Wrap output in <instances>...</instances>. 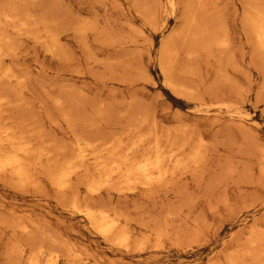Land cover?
<instances>
[{"label":"rangeland","instance_id":"374dc122","mask_svg":"<svg viewBox=\"0 0 264 264\" xmlns=\"http://www.w3.org/2000/svg\"><path fill=\"white\" fill-rule=\"evenodd\" d=\"M53 1H55L58 4L54 3ZM43 2H44L43 5H45V2H46V5L38 7L37 9H39L40 11L49 12L50 11L49 8L51 10H54L56 8L54 10V12L50 11V14L52 13L53 14L52 16H54V18H55V19L54 18L53 19H54L55 23L57 24L56 25V27L58 29L57 32L59 34V37H61L60 42H59V49L58 48L56 49L57 51L55 52V54H54V52L50 53L47 50H45V48L39 47L36 44L35 45L32 44V43H34V42H31L32 40H28V41L26 40V41H24V46L20 45L21 49H20V47H18V51H17L18 56H19V52L21 54L23 53V55L20 58H18L19 62L24 67L23 70L27 73H30V76L34 77V79L35 78L37 79V81H36V79L34 80L32 78V85H34V86H32V88L36 86L32 90L34 92V90L36 89L35 92L33 93L34 95H32V96L34 98V96L38 92V96H37V98L36 97L35 98H36L37 102H39V103L43 102V103H41V105L39 103L36 104L37 107H39V105L41 106V108H39L38 110H43V112H45V114L48 112V114H50L49 119L51 118L53 121H54V118L58 121L60 120L59 114L54 112V110H52V108H51L52 106L50 107V105L48 104L50 102H48L47 100L46 101L44 100V99H46V95L43 94L45 88H46V90L48 89L47 91H45V93L46 94L48 93L47 95L52 93L51 94L52 97H55V96L57 97V95L63 94L62 91L67 89V91H64V92L70 91L72 97H74V98L76 97L75 103L77 102V105H78V102H80L79 101L80 97L78 98V95H76V94L81 93V94H79V96H84V94L86 93L87 96H86V94H85V96L88 97V99L86 97H84L85 99H87L86 100L87 102L85 101V103L88 107L90 104L88 114L90 115V110L92 108L96 107L98 104V106L100 105L102 107V109L105 107L104 112L107 114L106 119H105L106 124L108 123V125H109L112 123L110 127L108 125H104V126H106L105 127L106 130L107 129L110 130V133L108 130H107V132L105 130L103 131V133H104L103 136L105 138L106 135L111 134V132H113V131L115 134V132L119 129L118 122L120 120L117 121V119H119L118 116L120 115V113L123 112L120 110H124V109L130 110L131 109V111H132L133 109L134 110H138V109L143 110L144 108L147 110V108H148L147 111L151 112V110H152V112H155L153 114L155 115L156 118H158L156 120H159V122L162 123V124H159V126H161L162 128H165V129H163V131H165L166 129H169V127H171V126L176 127V126H179L181 124L182 126L187 125L189 128H192V132H194L193 134H194L195 138H197L196 137L197 135H201L203 137L204 143L208 149L206 160L207 159L210 160V158H211V160H210L211 162L209 160H208V162L206 161L207 165L205 162L204 168L202 167L203 171H202V168H201V170H199V172L202 171L203 173L197 172L198 174L195 173V175L193 174L194 176H192V175H191L192 177L189 176V178L187 179L188 184H186V182L183 183V185L185 187H188V188H184L182 183L181 184L179 183L178 185H180V188L178 187V185L176 187H174L175 189L168 188L167 190L168 191L170 190L171 193L167 194L168 191L166 190L167 195H164V193L161 194L162 192L165 191L164 188H163L164 191H161L159 189V191H161L160 192L161 196H159V192L156 193L157 196H159V197L157 198L156 195H153L154 197L156 196L155 198H153V199H155L153 201H152L153 196L147 197L146 199L143 196V199H142V197H141L142 193H140L142 189H139V191L135 190L134 192L131 191V194H133V195L130 194L129 190H126V192L124 191L125 195L123 194V192L121 194H119L120 198H122V195H123V198L125 196V198H124L125 201L122 200L123 201L122 203H121V199L119 198L118 193L115 191L111 192V194H110V196L112 195L111 197L110 196L106 197V199H105L106 203L105 204H107L108 207H116L121 213H124L125 216L127 214V216H126L127 219L129 220V218H130L129 222L132 221L129 224L134 229L136 228L134 230V232L136 231L135 232L136 234H134V232H133V234H131V238H130V239H132V240H130L131 243L133 240L137 241V239L139 238L142 242L140 240H138V241H140L141 244L143 243L142 245L145 246L146 245L145 241H147V240H145L146 237L148 239V237L152 236V234L150 235V232H149L151 228H156L157 226L160 227L162 225L165 226V224H167L169 227L171 225V228L166 227L167 231H165V235H163V237L161 239V242H162L163 240H165L167 238L166 241L164 242L165 244L161 243L159 241L155 242V238L154 239L149 238L150 239V240H148L149 243L147 242L148 244L146 245V247H144L146 249V251L144 250V253H141V252H143L142 251L143 246L140 247L141 249L140 248L137 249V248H134L133 245H131L132 246V247L130 246L131 249L134 248V249H136V251L139 249L141 250V251L140 250L138 251L139 253L138 252L135 253V252H133L134 249H132L133 254L130 252L131 251L130 248H129L130 250L129 249H127V250H129V253H131V254H128L125 249L120 248V247H118V249L116 247L111 248L110 245L108 243L104 242L105 240H103L98 234H96V233H95L96 235L94 234L93 229H90L88 227H84V225L81 224V222L79 221V218L67 219L65 217V215H62L63 213L61 211H59L61 209H58L59 206L57 205L55 198H54L55 201H53L54 195L53 196L51 195V197H50L49 194H51V192L47 189H45V190H46V193L49 197L45 194L44 190L42 192L47 197H45L42 192H41L42 195L40 194L39 196H35L30 190L28 192H27V190H23V192H25V191L27 192V193H24V194H26L25 196L28 195L27 196L28 198H27L24 196V194L21 195L22 193H20L21 192L20 190H18V192L20 191L19 192L20 194H19L17 192V190L13 191L12 189H10V187H6V185L0 184V195H1L0 201L2 202V204L4 201L6 202L3 205L5 208L3 206L1 208L2 204L0 202L1 210L2 209L4 211H9L11 209L17 210L16 209V206H17V207L21 208V210H20V208H18L17 212H22L25 210V208H26V210H28V209H30L29 207H31L38 214L42 212L40 215H42L43 217L46 215L45 212H47V215L44 218L46 220L49 217L52 218V221H49V220H51L50 218L48 219V221L51 223L53 222V224H54V222L57 223L59 221L62 224L61 219H63L64 220L63 222L66 223V224L63 223L66 226H64L62 224L63 231L65 230L64 232H67V235L70 238V240L72 241V243L75 245L74 242L77 241L78 243L76 242L77 244L75 246H76V248H77V245L81 246V247H78V249H80V250H85L87 252L89 251V253L92 251V252H94V254L96 252L94 257L92 256L93 253L91 252L92 254L90 257L96 258L94 260H96L97 264L103 263V261H104L103 264H113V263L114 264H217L219 261H220L219 264H221V263L222 264H228V262L230 260H234L235 262H238L239 264H243V263L244 264H251L249 262L250 260H248V259L246 260L242 255L240 256V254H242L243 252L246 251V249H248V247L246 245H248V241H249L250 237L253 235V229L256 230V229L260 228L262 231H264L263 230V228H264L263 227L264 226V220H263L264 219V216H263L264 215V199H263L264 198V187H262L264 185V183H263L264 182L263 181L264 180V174L260 172V166H261L260 164L262 161H263L262 164L264 165V147H262V146H264L263 145L264 144V56H261L264 54L260 53L259 51H258L259 53H256L258 50L257 44H256V39H254V41H253V38H255V34H254V30L252 28V25L250 24L249 19H250V10L252 7L251 5H253V6L263 5L264 0H174V3H175L174 9L175 10H173L172 12H170L171 9L169 8V5H168L169 1L168 0H59V2H58V0H49L50 3L53 2L55 5H58V7L52 5L53 9L51 7V4H53V3L50 4L48 2V0H45V1L43 0L42 3ZM176 2H178V3H176ZM176 4L178 7L176 6ZM47 6H49V7L47 8ZM41 7H43L44 10ZM60 16H61V18H60ZM195 18H196V20H195ZM65 19H66V21H65ZM80 19H81V21H83V20L88 21L89 20V22L92 21L90 23H93L92 25L94 26V30L89 32L86 37H81V36L75 34L74 31L72 30L74 28L75 24H77L78 22H81V21H79ZM193 20H195V21L193 22ZM70 21H71V24H70ZM60 22L64 25H60L61 24ZM67 24L68 25L70 24V25L68 26ZM64 27H65V29H64ZM164 27H165V29H164ZM68 28H69V30L71 28L72 31L71 30L69 31ZM94 31H96V32H94ZM60 32H61V35H60ZM66 32H68V33H66ZM92 32H94V33L92 34ZM218 34H220L219 37H217ZM225 34L227 37L228 36L229 37L224 38L225 40L224 39L220 40V37H222V38L226 37ZM251 35H252V37H251ZM76 41H77V43H76ZM223 41H225V42L227 41L225 46H221V44H220ZM215 42H216V44H215ZM65 43H66V45H65ZM82 43H85V46ZM32 45H34L36 47H34ZM64 45L68 46V47H63ZM28 47L30 49H28ZM31 47L33 48L32 50H31ZM171 48L172 49L174 48L175 50L174 49L172 50ZM66 49H68V50H66ZM65 50L67 51V54L65 53L66 52ZM169 50L172 52V57H173L172 59L174 61H176V63H177V64L174 63V65L176 66L175 69H177V70L174 71L175 74L173 76L175 77V79H174V77H172V80L174 79L175 83L178 81L176 84L180 85L181 87H185V88L188 87V88L196 90L198 92V95H200L201 100H203L207 105L211 104V106H214L212 108L209 105L210 107H208V109H207V110H209L208 112L204 109L207 112V113L205 112L206 114H204V112H202L203 114L200 112L201 115L198 114L199 113V111H198L199 110V103H197L196 101L191 102L192 100L190 101V99L188 100L186 98L178 97L166 87V82H165L166 78H164V76L162 75L159 65H161V62H163V61L166 62V52L167 51L170 52ZM32 51H34V52H32ZM59 52H61L60 53L61 55L63 52L64 53L62 56H60ZM58 54H59V57H58ZM32 55H33V57H32ZM66 55H68V56H66ZM60 58H62V59L60 60ZM42 60H44V62H41ZM38 62H39V65H38ZM38 74H39V76H38ZM38 77H39V79H38ZM40 77L41 78L43 77L42 81H41ZM52 79L54 81L57 79L58 80H57V82L56 81L53 82ZM33 80H34V82H33ZM38 82H39V85L42 83L40 85V87L42 89L39 86H37ZM44 84H46V87H44V89H43L42 85H44ZM71 84H73L74 87ZM194 85H196V87ZM55 86H56V88H58L60 90L54 88ZM69 86L72 87V89H71L72 91L70 90ZM81 86H83L84 89ZM63 87H65V88H63ZM78 89H80V90H78ZM39 90L40 91L43 90V91L40 92ZM74 90H77V92ZM242 91H244V93ZM247 92H248V94H247ZM57 93H59V94H57ZM228 93H229V95H228ZM42 94H43V97H42ZM230 94H232V95H230ZM51 96H48V97L51 98ZM206 96H208V98ZM216 98H218L220 101L222 100L223 102H225L226 104H229V105H233V104L236 106L240 105L238 107H240L241 110L243 111L244 117L243 118H236L237 116L229 117L225 113L224 114L223 113L218 114V113H216L217 111H213V110H217V106H215L213 104L214 102L212 103L211 99H214V101H215ZM42 99L48 103L47 104L45 103V105H44V101ZM99 100L100 101L102 100V101L100 102ZM209 100H211V103H208ZM219 100H216V102L217 101L220 102ZM232 101H233V103H232ZM98 102H100V103H98ZM242 102L244 105L242 104ZM129 103H131L133 106L130 104V106H131L130 107ZM195 104H198V105L194 106ZM42 105L44 106L43 109H42V107H43ZM46 105H48V106H46ZM102 105H104V107ZM136 106L138 109H136ZM128 107H130V108H128ZM50 109H51V111H50ZM116 109L117 110L119 109L118 112ZM195 109L197 110L198 113L196 112ZM126 110H124V111H126ZM146 110H144V111H146ZM91 111H93V109ZM106 111H108V112H106ZM150 112H149V114H152V112L151 113ZM208 113H210V114H208ZM214 113H215V115H213ZM91 114H92V112H91ZM153 114L151 116H154ZM181 115H183V116H181ZM44 117H45V115H43V118ZM58 117H59V119H58ZM108 117L111 119L112 118H114V119L109 120ZM115 117H118V118H115ZM45 118L42 119V122L43 121L45 122V126L43 128V131H45L44 134L48 135V137L47 136L46 137L48 139L50 138V139H53L55 141L58 140V141H63V143H64V141L66 142L67 139L63 138L65 136H67V134H64L65 133L64 131H66L65 125H63L64 123L62 124V122L59 121V123L56 124V121H54L55 123L53 122V124H52V121H50L51 120L50 119L49 121L53 125V126H51L50 122L45 120ZM174 119L176 120V122H173V121H175ZM241 119H243V120H241ZM184 120H186V121H184ZM107 121H109V122H107ZM116 121H117V124H116L117 126L115 124H113V123H116ZM178 121H179V125L177 124ZM210 121H212L213 125ZM47 122H48V124H47ZM220 122H222V123H220ZM223 122H225V123H223ZM227 123H228V125L230 123V125H229L230 127L228 125H226ZM163 124H164V126H163ZM47 125H48V128H47ZM112 125H114L116 129L112 128ZM119 125L121 126L120 122H119ZM243 125L245 126L244 128H243ZM254 125H256V126L254 127ZM45 127L47 128L46 130H45ZM52 127L54 130L52 129ZM232 127H234V130L232 129ZM239 127H240V129H239ZM211 128H213L212 131H211ZM247 128H250L251 130L249 129L248 130L249 132H248ZM51 129H52V131H51ZM170 129H172V128H170ZM206 129H207V131H206ZM218 130H220V131H218ZM240 130H243V131H241V136H240ZM48 131H50L49 134H48ZM59 132L60 133L62 132V134H60ZM117 132H116V135H117ZM105 133H106V135H105ZM243 133H245V135ZM119 134H120V132H119ZM222 134H223V136H222ZM250 134H252V135H250ZM249 135L253 138H250ZM55 136H56V138H55ZM221 136H222V138H221ZM108 137H109V135H108ZM242 137H244V138H242ZM248 138H249V140H248ZM59 139H65V140H59ZM105 139H107V138H105ZM234 139H236L235 141H237V142H235ZM255 140H257V141H255ZM211 142H213V143H211ZM245 142H246V145L244 146ZM247 142H248V144H247ZM58 143H60V142H58ZM63 143L61 142V145H63ZM214 143H215V145H214ZM216 144H217V146H216ZM236 144H238V145L236 146ZM239 145H242V146H239ZM251 145H253V146H251ZM244 147H245V149H244ZM255 147H257L258 150ZM216 149H217V151H216ZM255 150H257V151H255ZM210 151H211V153H210ZM247 152H250L249 155H251V156H249ZM254 153L256 154V156L254 155ZM258 154H260V155H258ZM261 155H263V156H261ZM249 158H251V159H249ZM258 158L260 160H257ZM256 160L259 162H255ZM223 161H225V163H227V162L228 163L224 164ZM232 161H233V163H232ZM251 162L253 165L251 164ZM209 163H211V164H209ZM238 163H240V164H238ZM233 164H234V166H233ZM248 164H250V165L248 166ZM208 165H211V166L209 167ZM224 165H225V167H224ZM226 165H228V166H226ZM237 165H239V166H237ZM243 165H246V166H243ZM243 167H245L247 170L244 169ZM234 168H235V170L233 171ZM240 168L242 170H240ZM208 169H209V172L206 173V170L208 171ZM230 169H232V170H230ZM228 170H229V172H228ZM243 170L244 171L246 170L245 171L246 174L243 173L244 172ZM239 171H240V173H239ZM249 171H250V174H249ZM222 172H224V173H222ZM235 172L237 174H239L241 177L239 175H237ZM231 173H232V175H231ZM207 174H208V176H207ZM220 174L223 175V178H222V175H220ZM229 174H230V176H229ZM200 175H202V176H200ZM212 175L213 176L215 175V176L213 177ZM247 175H248V178L246 177ZM249 175H250V177H249ZM257 175L259 176L258 178H257ZM195 176H196V179H195ZM206 176L209 177V179H211V180H212V178L217 179V183H215L216 179L215 180L213 179L211 181V183L214 186V187H212V189H211L212 184L209 187L210 184L207 183V181L209 179L206 178ZM235 176H237V177H235ZM251 176H253V177H251ZM200 177H201V179H200ZM202 177H204V178H202ZM238 177H240L241 179ZM255 177H256V179L263 178L262 180L259 179L261 181L260 184L258 183V180L255 179ZM194 179H195V181H194ZM227 179H228V182H227ZM231 179H233V180H231ZM197 180H199V181H197ZM237 180H238V182H237ZM241 180H243V181H241ZM204 181H205V183H203ZM221 181L223 184H221ZM223 181H226V182H223ZM232 181H234L235 185L232 184ZM244 181H247V183H245ZM254 183L257 185H254ZM217 184H219V185H217ZM186 185H188V186H186ZM204 185H205V187H204ZM245 185H248V186H245ZM250 185H252V186H250ZM176 188L178 189V191L179 190L184 191V193L180 192V191H179L180 193H178L176 191L177 190ZM203 188H205V189H203ZM213 188H215V189H213ZM4 189H5V191H4ZM172 190L174 192H172ZM211 190H214V191H211ZM137 191L139 192V194L138 193L134 194ZM236 191H237V193H236ZM3 192H5V193H3ZM8 192H10V193H8ZM13 192H16V193L13 194ZM48 192H50V193H48ZM176 192L178 193V195ZM198 192H201V194H199ZM206 192L208 193V195ZM252 192L255 194H253ZM7 193L9 195H7ZM30 193H31V195H30ZM209 193H211V194H209ZM251 193H252V195H250ZM4 194L7 197H5ZM11 194H12V196H11ZM129 194H130V196L128 198ZM174 194H176V195H174ZM18 195H19V197L20 196L21 197L23 196V198L25 197L24 199L20 197L21 201L23 200V203H21ZM184 195H186V196L190 195L188 197H191V198L188 199V197H186V196L184 197ZM210 195H213V196H210ZM258 195L260 196V198H257V197H259ZM30 196H31V198H30ZM117 196H118V200L120 199L119 200V204L121 203L120 205L118 204L117 200H116L117 202L114 200L117 198ZM181 196H183V197H181ZM249 196H250V198H249ZM193 197H195L196 204H194L195 201H194V203H192L194 200ZM201 197H202V200H201ZM1 198L4 200H2ZM108 198L109 199L111 198V200H109ZM184 198H187L186 199L187 203L185 202ZM242 198H243V201H242ZM244 198H245V200H244ZM14 199H16V200H14ZM38 199L39 200L41 199L40 202ZM207 199H208V203H207ZM7 200H9L11 203H14L15 201L17 203H14L13 205L12 204L9 205L8 203H10V202L9 201L7 202ZM31 200L35 204L38 203L37 206L35 204H33L32 202H31L32 203V206H31V204H30ZM190 200H192V202H190ZM219 200H221V201L219 202ZM161 201H162V204H160ZM244 201H246V203H242ZM47 202H50V203H47ZM153 202L155 205L153 204ZM168 202H169V205H168ZM188 202H190L192 204L190 205V203H188ZM24 203L25 204L27 203L28 205L26 204L27 205L26 206ZM182 203H184V205ZM219 203H221V204H219ZM230 203H231V206H230ZM234 203H235V205H234ZM5 204H7V205L5 206ZM15 204H17V205H15ZM18 204H22V205L19 206ZM158 204L160 205V207L158 206ZM187 204H189V205H187ZM211 204L213 205V207L210 206ZM242 204H244V205H242ZM33 205H35V207H37V208L35 209ZM38 205L39 206L41 205V208ZM121 205H122V207H121ZM126 205L128 208L126 207ZM162 205H164V207ZM185 205L187 208L185 207ZM226 205H227V207H226ZM207 206H208V208H207ZM9 207L11 209H9ZM135 207L137 208V210ZM167 207H169L170 209ZM189 207H191V208H189ZM235 207H236V209H235ZM240 207H243L245 211L243 210V208H240ZM250 207H251V209H250ZM22 208H24V209H22ZM134 208H135V211H134ZM138 208H139V210H138ZM161 208H164V210ZM211 208H214V210ZM226 208H228V209H226ZM41 209H42V211H41ZM45 209H47L48 211ZM128 209L130 211L132 210L131 215L129 214L130 212ZM171 209H173V210L170 211ZM200 209H202V212ZM209 209H211V210L209 211ZM233 209L235 212L233 211ZM50 210H51V213H49ZM54 210L56 211V213H59V214L56 215ZM159 210L160 211L163 210V211L160 212ZM181 210L183 213L181 212ZM222 210H224V211H222ZM225 210L227 212L230 210L228 212L229 214ZM236 210H238V213H240V215L236 212ZM141 211H143V212H141ZM174 211H176V212H174ZM43 212L45 213V215ZM140 212H141V214L143 213L142 214V215H144L143 217L140 216ZM159 212L161 213V215H158V214H160ZM190 212H192V213H190ZM233 212L235 213V215ZM145 213H146V216H148L147 218L145 216ZM218 213H219V215H217ZM51 214H52V217H51ZM169 214L171 215L170 218L172 221H170V219L168 217V216H170ZM176 214H178V215H176ZM184 214H186V216ZM198 214H199V217H197ZM202 214H205V215H202ZM48 215H50V216H48ZM173 215H176V217ZM53 216H55V217H53ZM57 216L60 218L58 219ZM132 216L134 217V219L138 216L137 218L139 221L136 219L138 222V225H137L138 227L136 225H134L136 220H133ZM217 216H221L222 219H221V217L217 218ZM139 217H142V219H140ZM165 217H167L166 221L167 220H168V222L170 221L169 223H167L164 220ZM188 217L191 218V220H189ZM229 217L231 219H229ZM260 217H261V219H260ZM0 218H2V217H0ZM160 218H163V220ZM181 219L183 222L181 221ZM154 220L156 222L158 221L157 224ZM203 220L206 222L205 225H204ZM133 221H135V222L133 223ZM145 221H146L145 224H148V226L144 224ZM148 221H150L152 224H150V222H148ZM196 221H198V222H196ZM60 222H59V224H60ZM69 222H71V223H69ZM140 222H143L144 227L139 228V227L143 226V224L141 223L142 224L141 225ZM164 222H166V223H164ZM193 222H195L194 227L192 226ZM172 223H173V225H172ZM196 223L198 224L197 226H196ZM254 223L256 224V227H255ZM182 224H184V225H182ZM68 225H71V226L68 227V229H67ZM210 225L211 226L214 225V226L211 227ZM186 226H187V228H185ZM198 226H200V227H198ZM206 226L208 228H210V231L208 230V228H206ZM257 226H258V228H257ZM159 227H157V228H159ZM184 228H185V230H184ZM188 228L190 230H193L194 228H198V229H201V231H202V232H200V230H198L199 234H197V236H199V237H197L196 235L193 237V240H195L194 241L195 243L193 242L194 245L193 244L191 245L192 238H187V236L190 237V235H188V233H187L190 231V230H188ZM80 229H82V232ZM242 229L244 230V232ZM75 230H76V233H75ZM143 230L144 231L147 230L149 234L146 231L145 234H147V235H145ZM173 230L175 231V233ZM141 232H143V233H141ZM167 232L169 233V235L166 234ZM181 232H183V233H181ZM242 232L244 234H242ZM73 233H75L74 234L75 236H73V238H72ZM180 233L182 234L181 236H180ZM185 233L187 235H185ZM190 233H191V231H190ZM200 233H201V237H200ZM3 234H4V236H3ZM3 234L0 235V239H1L0 241L6 242L7 237L9 236L10 233L8 231L4 230ZM78 234L80 237L76 236ZM140 234L142 235L141 237H140ZM143 234L145 235V237ZM236 234H237V236L238 235L239 236L236 237ZM148 235H150V236H148ZM171 235H173V236L171 237ZM212 235H213V237H212ZM175 236L177 238H174ZM184 236H186V237H184ZM77 237H78L79 241H78ZM98 237H99V239H98ZM143 237H144V241H143ZM172 238H174V240ZM184 238H187L188 242L186 239L184 240ZM198 238H200V239H198ZM237 238H238V240H237ZM72 239L73 240L76 239V240L73 242ZM177 239H178V242L175 241ZM98 240H99V242H98ZM101 240H103V241H101ZM183 240L185 242H182ZM244 240L247 242H245ZM168 241H170V242H168ZM172 241H173V244H172ZM180 242H182L183 245L182 244L179 245L178 243H180ZM105 243H106V245H105ZM150 244L151 245L153 244L152 245L153 247ZM171 244H172V246H171ZM149 245H150V247H149ZM154 247H156L157 249L156 248L153 249ZM158 247L160 250L158 249ZM150 248L152 249V251L150 250ZM119 249H122L123 251L121 250V253H120ZM116 252H118V253H116ZM124 252H125V254H122ZM126 253L128 255H126ZM236 253H238L239 256L236 255ZM229 254H230V256H229ZM96 255H97V257H96ZM100 256H102V257L100 258ZM116 259H117V261L119 260V262H116ZM90 260H91V262H90ZM94 260L89 258V263L91 264L92 262H94V264H96ZM108 261H109V263H108ZM245 261H247V263Z\"/></svg>","mask_w":264,"mask_h":264},{"label":"bare ground","instance_id":"6f19581e","mask_svg":"<svg viewBox=\"0 0 264 264\" xmlns=\"http://www.w3.org/2000/svg\"><path fill=\"white\" fill-rule=\"evenodd\" d=\"M42 1L43 0H0V184L6 185V187H10V189H12L13 191L17 190V192H18V190H20L21 192L20 191L19 192L22 193L21 195H23L24 193H27L29 190L35 196H39L43 190L45 191V194L47 195L46 190H45V189H47L51 192V194H49L50 197H51V195L52 196L54 195L53 201L56 200V203L59 206L58 209H61L59 211H61L63 213L62 215H65V217L67 219L79 218V221L81 222V224L84 225V227H88L90 229H93L94 234L95 233L98 234L103 240H105L104 242H106L110 245L111 248L116 247L118 249V247H120V248L125 249L128 254H131V253L133 254V252H135V253L138 252L141 249L140 247L143 246L142 247L143 252H141V253H144V250L146 251V249L144 247H146V245L149 243L148 242V240H150L149 238H152V239L155 238V242L156 241L161 242L163 235H165V231H167L166 227L171 228V225H170V227L167 224H165V226L164 225H162L160 227L157 226L159 228H157V227L151 228L150 227L151 229L149 232H150V235L152 234L153 237L150 235H148V236H150V237H148V239L146 237L145 240H147V241H145L146 242L145 246L142 245L143 243L142 244L140 243L141 240L139 238L137 239V241L133 240L131 243L130 242V240H132V239H130L131 234H133V232L136 228L134 229L133 227H131V225L129 223H131L132 221L129 222L130 218H129V220L127 219L126 213H125L126 214V216H125L124 213H121L116 207H108L107 204H105L106 203V201H105L106 197H109L111 192H113V191L117 192L118 195L121 194L122 192L125 195L126 190H129V192L131 194V191L132 192H134L135 190L139 191V189H142L140 192V193H142L141 194L142 199H143V196L145 197V199L147 197H151L153 195L157 196L156 193H158V192H159V196H161V194H163V193H164V195L171 193L170 190H169L170 192L167 190L168 188L175 189L174 187H176L179 183L180 184L182 183V185H183V183L186 182V184H188L187 179L189 178V176H191V175L194 176L195 173L198 174V173H201L203 171L205 162L206 161L208 162V160H209V159L206 160V156L208 153L207 146L205 145L204 139L201 135H197L196 136L197 138H195V136L193 134L194 132H192V128H189L187 125L182 126L180 124L181 125L180 126L179 121L177 123L179 126H176V127L171 126V127H169V129H166L165 131H163V129H165V128H162L161 126H159V124H162V123H160L159 120H156L158 118H156L155 115L153 114L155 112H152V110H151L152 114L154 115V116H151L152 114H149L150 111H147L148 108L146 110L143 106H142L144 108L143 110L138 109L137 106H136V109H138V110L133 109L134 111L133 110L131 111V109L130 110L124 109L126 111L120 110V111H123V112H121L122 114L119 112L120 113V115L118 116L119 119H117V121L120 120L119 122H120L121 126L119 125V122H118V126H119L120 130L117 128L118 129L117 130L118 132L116 131L117 135H116V132L114 134V131L111 132V134L107 133L109 135V137L105 133V135H106L105 138H107V139H105L103 136L104 135L103 131L105 130L107 132L108 129L106 130V128H105L106 126H104V125H108V123L106 124V122H105L107 114L104 112L105 111L104 105H102L104 107L102 109V107L100 105L98 106V104H97L96 107L92 108L93 111H91L92 109L90 110V115H89L88 110H89L90 104L88 107L85 103V101L88 99V97H86L87 96L86 93H85L86 96H85V94H84V96H79V94H81V93L76 94V95H78V98L80 97L79 101L81 102V103L78 102V105H77V102L75 103L76 97L75 98L72 97L70 91L64 92V91H67V89L62 91L63 94H61V95H57V94H59V93H57L56 94L57 97L55 96L56 97L55 98V97L51 96L52 93L49 95H47L48 93L47 94L45 93V91H47L48 89L47 90H46V88L44 89V87H46V84H44L45 86L42 85L43 89H44V93L43 92L42 93L44 95H46V99H44V100L45 101L47 100L48 102H50V103L45 102L42 99L44 101V105H45V103L46 104L48 103L50 105V107L52 106L51 107L52 110H54V112L59 114V117H60L59 121L62 122V124L64 123L63 125H65V127H66L65 128L66 131H64L65 132L64 134H67V136L63 137L65 139H67V141L66 142L64 141V143H63V141L56 140L57 141L56 142L53 139H50V138L48 139L47 138L48 135L44 134L45 131H43V128L45 126V122L44 121L42 122V119H44L46 117L45 120L49 121L51 119V118L49 119L50 114H48V112L45 114V112H43V110H38L39 108H41L40 105L43 102H41L40 100L39 101L41 103L37 102L36 98L38 96V92L34 96V98L32 96V95H34L33 93L36 90L35 89L34 92L32 91L33 88L36 87L35 86L32 88V86H34V85H32V78L34 79V77L30 76V73H27L23 70L24 67L22 66V64L18 60V58H20L23 55V53L21 54L19 52V56L17 54L18 47H20V49H21L20 45L24 46V41H26V40L27 41L32 40L31 42H34L32 44H34V45L36 44L39 47L45 48V50H47L50 53L54 52V54H55V52L57 51L56 49L57 48L59 49V42H60L61 37H59V34L57 32V30H58L56 27L57 24L54 21L55 18H54V16H52L53 15L52 13L50 14V11L54 12V10L56 8L54 10H51L49 8V10H50L49 12L40 11L37 8L40 6L46 5V2H45V5H43L44 2L42 3ZM168 1H169V3H168L169 8L171 9L170 12H172L173 10H175L174 9L175 8L174 0H168ZM48 2H49V0H48ZM53 2L56 3L55 1H53ZM53 2H51V3H53ZM58 2H59V0H58ZM54 3L51 4V7H52V5L58 7V5H55ZM176 3H178V2H176ZM56 4H58V3H56ZM176 6H177V4H176ZM251 6L252 7L250 10L249 21H250V24L252 25V28H253L254 34H255V38H253V41H254V39H256V44H257V49H258L256 53L260 52V53L264 54V3H263V5H259V6H257V5L256 6L251 5ZM48 7L49 6H47V8ZM41 8H43V7H41ZM52 9H53V7H52ZM43 10H44V8H43ZM60 18H61V16H60ZM66 19H65V21H66ZM195 20H196V18H195ZM195 20H193V22ZM79 21H81V19ZM90 22H92V21H90ZM90 22H89V20L88 21L83 20L81 22H78L77 24H75V26L72 30L74 31L75 34H77L81 37H86L89 32L94 30V26L92 25L93 23H90ZM70 24H71V21H70ZM60 25H64V24L61 23ZM64 29H65V27H64ZM164 29H165V27H164ZM68 30H69V28H68ZM70 30H71V28H70ZM68 32H66V33H68ZM94 32H96V31H94ZM94 32H92V34ZM60 35H61V32H60ZM219 36H220V34H218L217 37H219ZM225 36H226V34H225ZM228 37L227 36L223 37V38L220 37V40L224 39V38H228ZM251 37H252V35H251ZM226 42L225 41L221 42L220 43L221 46H225ZM76 43H77V41H76ZM82 44L85 46V43H82ZM215 44H216V42H215ZM34 45H32V46H34ZM65 45H66V43H65ZM65 45L63 47H68ZM34 47H36V46H34ZM28 49H30V48L28 47ZM32 49L33 48L31 47V50ZM66 50H68V49H66ZM32 52H34V51H32ZM60 53L61 52H59V54ZM63 53H62V55H63ZM65 53L67 54V51ZM59 54H58V57H59ZM33 55H32V57H33ZM62 55L60 54V56H62ZM66 56H68V55H66ZM261 56H264V55H261ZM172 58H173L172 52L167 51L166 52V62L163 61L164 63L161 62V65H159L162 75L164 76V78H166V80H165L166 87L178 97L186 98L188 100L190 99V101L192 100L191 102L196 101L197 103H199V110L195 107L199 111V113L195 109L196 112L200 115L202 112H204V114H206L209 111L207 109H208V107L211 106V104L207 105L203 100H201L200 95H198V92L196 90L188 88V87L187 88L181 87L180 85L176 84L178 81L175 83V80H174L175 77L173 75L175 74L174 71L177 69H175L176 66L174 65V63H176V61H174ZM61 59L62 58H60V60ZM41 62H44V60H42ZM38 65H39V62H38ZM38 76H39V74H38ZM172 77H174L173 80H172ZM38 79H39V77H38ZM40 79L42 81L43 77L42 78L40 77ZM34 80H33V82H34ZM57 80H55V81L57 82ZM36 81H37V79H36ZM55 81L53 80V82H55ZM40 85L38 82L37 86L40 87ZM71 85L73 86V84H71ZM194 86L196 87V85H194ZM69 87L71 90L72 87L71 86H69ZM81 87L83 88V86H81ZM54 88H56V86ZM63 88H65V87H63ZM56 89H58V88H56ZM58 90H60V89H58ZM78 90H80V89H78ZM41 91H43V90H41ZM74 91L77 92V90H74ZM242 92L244 93V91H242ZM43 94H42V97H43ZM247 94H248V92H247ZM228 95H229V93H228ZM230 95H232V94H230ZM48 96H51V98ZM208 96H206V97L208 98ZM84 97H86L87 99H85ZM211 100H212V103L214 102L213 104L215 106H217V110H213V111H217L216 113H218V114H222V113L224 114L225 113L229 117H234V116H237L236 118H243L244 117L243 111L241 110L240 107H238L240 105H238V106H236L234 104L229 105V104H226L225 102H223L222 100L220 101L218 98H216V100H219L220 102H218V101L216 102V100L214 101V99H211ZM211 100H209L208 103H211ZM100 102H98V103H100ZM37 103L40 104L39 107L36 106ZM232 103H233V101H232ZM130 104L131 103H129V106H130ZM242 104H243V102H242ZM197 105L198 104H195L194 106H197ZM46 106H48V105H46ZM130 107H128V108H130ZM211 107L213 108L214 106H211ZM43 108H44V106L42 107V109ZM118 110H117V112H118ZM144 110H146V111H144ZM50 111H51V109H50ZM108 111H106V112H108ZM91 112H92V114H91ZM208 114H210V113H208ZM43 115H45L44 118H43ZM213 115H215V113ZM181 116H183V115H181ZM59 117H58V119H59ZM118 117H115V118H118ZM110 119L111 118H109V120ZM112 119H114V118H112ZM241 120H243V119H241ZM50 121H52V124L54 121H56V124L59 123V121L56 120L55 118H54V121L52 119ZM117 121H116V123H113V124L116 125ZM184 121H186V120H184ZM107 122H109V121H107ZM173 122H176V120ZM210 122L212 123V121H210ZM220 123H222V122H220ZM223 123H225V122H223ZM47 124H48V122H47ZM50 124H51V122H50ZM52 124H51V126H53ZM111 124H109L108 126L110 127ZM212 125H213V123H212ZM226 125H228V123ZM229 125H230V123H229ZM113 126L114 125H112V128H115V126L114 127ZM163 126H164V124H163ZM255 126L256 125H254V127ZM244 127L245 126L243 125V128ZM47 128H48V125H47ZM47 128L45 127V130ZM170 128H172V129H170ZM52 129H53V127H52ZM52 129H51V131H52ZM212 129L213 128H211V131H212ZM232 129L234 130V127H232ZM239 129H240V127H239ZM249 129L250 128H247V131ZM108 131L110 133V130H108ZM206 131H207V129H206ZM218 131H220V130H218ZM241 131H243V130H240V136H241ZM49 132L50 131H48V134H49ZM119 132H120V134H119ZM60 134H62V132ZM243 134L245 135V133H243ZM250 135H252V134H250ZM56 136H55V138H56ZM222 136H223V134H222ZM222 136H221V138H222ZM242 138H244V137H242ZM250 138H253V137L250 136ZM65 139H59V140H65ZM235 140L236 139H234V141ZM248 140H249V138H248ZM255 141H257V140H255ZM58 142H60V143H58ZM61 142L63 143V145H61ZM235 142H237V141H235ZM211 143H213V142H211ZM215 143H214V145H215ZM247 144H248V142H247ZM237 145L238 144H236V146ZM245 145H246V142H245L244 146ZM216 146H217V144H216ZM239 146H242V145H239ZM251 146H253V145H251ZM262 147H264V146H262ZM255 148L257 149V147H255ZM244 149H245V147H244ZM257 150H255V151H257ZM216 151H217V149H216ZM210 153H211V151H210ZM247 153L249 155L250 152H247ZM260 154H258V155H260ZM254 155L256 156L255 153H254ZM249 156H251V155H249ZM261 156H263V155H261ZM251 158H249V159H251ZM210 160H211V158H210ZM257 160H260V159L258 158ZM257 160L255 162H259ZM207 162H206V165H207ZM223 162H224V164L228 163V162L225 163V161H223ZM262 162L260 164L261 165L260 166V172L264 174V165L262 164ZM232 163H233V161H232ZM209 164H211V163H209ZM238 164H240V163H238ZM251 164H252V162H251ZM249 165L250 164H248V166ZM208 166L210 167L211 165H208ZM226 166H228V165H226ZM233 166H234V164H233ZM237 166H239V165H237ZM243 166H246V165H243ZM224 167H225V165H224ZM201 168H202V171L199 172V170H201ZM241 168H240V170H242ZM243 168L246 169L245 167H243ZM230 170H232V169H230ZM234 170H235V168L233 169V171ZM245 171L243 173H245ZM207 172H209V169H208V171L206 170V173ZM228 172H229V170H228ZM222 173H224V172H222ZM239 173H240V171H239ZM249 174H250V171H249ZM220 175H222V174H220ZM231 175H232V173H231ZM237 175H239V174H237ZM200 176H202V175H200ZM207 176H208V174H207ZM207 176H206V178L209 179V177H207ZM229 176H230V174H229ZM235 177H237V176H235ZM240 177H238V178H240ZM246 177L248 178V175ZM249 177H250V175H249ZM251 177H253V176H251ZM258 177L259 176L257 175V178ZM202 178H204V177H202ZM222 178H223V175H222ZM195 179H196V176H195ZM195 179H194V181H195ZM200 179H201V177H200ZM213 179L214 178H212V180ZM255 179H256V177H255ZM259 179H256V180H258V183L260 184L261 183L260 180H262L263 178H261L260 180ZM209 180L207 181V183L210 184L209 185V187H210L212 184L211 183L212 180L211 179H209ZM231 180H233V179H231ZM197 181H199V180H197ZM241 181H243V180H241ZM247 181H244V182L247 183ZM223 182H226V181H223ZM227 182H228V179H227ZM237 182H238V180H237ZM203 183H205V181ZM215 183H217V179H216ZM255 183H254V185H257ZM221 184H223L222 181H221ZM232 184L235 185L234 181H232ZM217 185H219V184H217ZM248 185H245V186H248ZM186 186H188V185H186ZM250 186H252V185H250ZM178 187L180 188V185H178ZM204 187H205V185H204ZM212 187H214L213 184L211 186V189H212ZM262 187H264V185ZM163 188L165 189V191ZM184 188H188V187L184 186ZM159 189L161 191H164V192H162L160 194L161 191H159ZM203 189H205V188H203ZM213 189H215V188H213ZM23 190H27V192L26 191L23 192ZM166 190L168 191L167 194H166ZM4 191H5V189H4ZM138 191L134 194H137V193L139 194ZM176 191L178 193H180V192L184 193V191H181V190H179L180 191L179 192L178 189ZM211 191H214V190H211ZM10 192H8V193H10ZM50 192H48V193H50ZM172 192H174V191L172 190ZM3 193H5V192H3ZM8 193H7V195H9ZM14 193H16V192H13V194ZM178 193H177V195H178ZM198 193L201 194V192H198ZM236 193H237V191H236ZM252 193L250 195H252ZM45 194H44V196H45ZM130 194L128 195V198H129ZM209 194H211V193H209ZM253 194H255V193H253ZM25 195L26 194H24V196ZM30 195H31V193H30ZM131 195H133V194H131ZM174 195H176V194H174ZM190 195H188V196H190ZM207 195H208V193H207ZM4 196H5V194H4ZM11 196H12V194H11ZM27 196H25V197H27ZM47 196H45V197H47ZM159 196H157V198ZM185 196L186 195H184V197ZM188 196H186V197H188ZM210 196H213V195H210ZM5 197H7V196H5ZM18 197H19V195H18ZM155 197L154 196L152 197V201L155 200V199H153ZM181 197H183V196H181ZM21 198H23V196ZM21 198H20V201H21ZM30 198H31V196H30ZM54 198H55V200H54ZM119 198H120V195H119ZM124 198H125V196H124ZM124 198L122 195V198H120L121 203L123 202L122 200L125 201ZM190 198L191 197H188V199H190ZM193 198H194L193 202H192V200H190V202H192V203H194V201H195V197H193ZM249 198H250V196H249ZM257 198H260V196ZM184 199L186 202L187 198H184ZM2 200H4V199H2ZM14 200H16V199H14ZM40 200H39V202H40ZM109 200H111V198ZM114 200L115 201L117 200L118 204H119L118 196ZM201 200H202V197H201ZM244 200H245V198H244ZM8 201L9 200H7V202ZM220 201L221 200H219V202ZM242 201H243V198H242ZM31 202H32V200L30 201V204L32 206L33 202L32 203ZM190 202H188V203H190ZM4 203H6V202L4 201L3 204L1 202V204H2L1 208L4 205ZM14 203H17V202L15 201ZM14 203L10 202L8 204L13 205ZM21 203H23V200L21 201ZM47 203H50V202H47ZM192 203H190V205ZM207 203H208V199H207ZM231 203H230V206H231ZM242 203H246V201H244ZM33 204H35V203H33ZM37 204H35V205L37 206ZM153 204H154V202H153ZM160 204H162V201ZM182 204L184 205V203H182ZM194 204H196V201ZM219 204H221V203H219ZM6 205L7 204H5V206ZM15 205H17V204H15ZM18 205L21 206L22 204H18ZM35 205H33V206L36 209L37 207H35ZM164 205H162V206L164 207ZM168 205H169V202H168ZM187 205H189V204H187ZM234 205H235V203H234ZM242 205H244V204H242ZM158 206L160 207L159 204H158ZM210 206L213 207L212 204ZM39 207L41 208V205ZM121 207H122V205H121ZM126 207H127V205H126ZM185 207H186V205H185ZM226 207H227V205H226ZM1 208H0V217H2V218H0V235L4 233V230L8 231L10 234L7 237L6 242L0 241V264H90L89 258L92 260L96 259V258L90 257L92 253H93L92 256L94 257L96 252L94 254V252H92V251H91L92 253L91 252L89 253V251L87 252L85 250H80V249H78V247H81L79 245H77V248H76L75 245L78 242L76 241L77 242L76 243V242H74L76 239H74V240L72 239L73 242L75 243V245H74L72 243V241L70 240V238L68 237L67 232H64L65 230L63 231L62 224L65 222H63L64 220L61 219L62 220V224H61V222L58 220L60 217L57 216L58 217L57 220L60 222V224H59V222H57V223L54 222V224H53V222L52 223L49 222V221H52V218L49 217L51 219L49 221H48L49 218L47 220L44 218L47 215V212H45L46 215L43 212L45 215L43 217L42 215H40L42 212L38 214L31 207H29L30 209H28V210H26V208H25V210L22 212H17L18 208H20L17 206H16L17 210L11 209L9 207V209H11L9 211H4L3 209L1 210ZM135 208H134V211H135ZM167 208H169V207H167ZM189 208H191V207H189ZM207 208H208V206H207ZM240 208H243V207H240ZM22 209H24V208H22ZM161 209L164 210V208H161ZM211 209L214 210V208H211ZM211 209H209V211ZM226 209H228V208H226ZM235 209H236V207H235ZM250 209H251V207H250ZM20 210H21V208H20ZM45 210H47V209H45ZM136 210H137V208H136ZM138 210H139V208H138ZM172 210L173 209H171L170 211H172ZM200 210L202 212V209H200ZM243 210H244V208H243ZM41 211H42V209H41ZM131 211L129 210L130 215H131ZM162 211H160V212H162ZM222 211H224V210H222ZM233 211H234V209H233ZM141 212H143V211H141ZM141 212H140V216L143 217L144 215H142L143 213L141 214ZM174 212H176V211H174ZM181 212H182V210H181ZM236 212L238 213V210H236ZM49 213H51V210ZM55 213H56V211H55ZM190 213H192V212H190ZM57 214H59V213H56V215ZM238 214L240 215V213H238ZM158 215H161V213ZM176 215H178V214H176ZM176 215H173V216L176 217ZM184 215L186 216V214H184ZM202 215H205V214H202ZM217 215H219V213ZM234 215H235V213H234ZM48 216H50V215H48ZM145 216H146V213H145ZM51 217H52V214H51ZM53 217H55V216H53ZM137 217L135 219L133 217L132 219L138 220ZM142 217H139V218L142 219ZM147 217L148 216H146V218ZM168 217H169L170 221H172L170 218L171 215ZM197 217H199V214L197 215ZM218 217L220 218L221 216H217V218ZM160 219L163 220V218H160ZM166 219H167V217H165L164 220L166 221ZM221 219H222V217H221ZM229 219H231V218L229 217ZM260 219H261V217H260ZM137 220H136V222L133 221V223L135 222L134 225H136V226L138 225ZM189 220H191V218H189ZM181 221H182V219H181ZM71 222H69V223H71ZM148 222H150V221H148ZM157 222H156V224H157ZM166 222L169 223L168 220ZM166 222H164V223H166ZM196 222H198V221H196ZM141 223L143 224V222H140V224ZM145 223H146V221L144 222V224ZM65 224H63V225L66 226ZM144 224H143V226L140 225L141 227H139V228L144 227ZM150 224H152V223L150 222ZM205 224H206V222L204 221V225ZM71 225H68L67 229ZM145 225L148 226V224H145ZM172 225H173V223H172ZM182 225H184V224H182ZM194 225H195V222H193L192 226L194 227ZM197 225L198 224L196 223V226ZM212 226H214V225H212ZM198 227H200V226H198ZM255 227H256V224H255ZM185 228H187V226ZM185 228H184V230H185ZM206 228H208V227L206 226ZM257 228H258V226H257ZM76 230H75V233H76ZM80 230L82 232V229H80ZM188 230H190V229L188 228ZM198 230H200V232H202L201 229H198V228H194L193 230H190L191 233H190V231L187 232L188 235H190V237L187 236V238H192L191 245L195 241V240H193V237L195 235L197 236V234H199ZM208 230L210 231V228H208ZM263 230H264V228H263ZM146 231H144V234L146 233ZM135 232H134V234H136ZM243 232H244V230H243ZM243 232H242V234H244ZM263 232L264 231H262L260 228H258L256 230L253 229V235L250 237V239L248 241V245L245 244L248 247V249H246L245 252L240 254V256L242 255L246 260L247 259L250 260L249 262L251 264H264V235H263L264 233ZM75 233H73L72 238H73V236H75L74 235ZM141 233H143V232H141ZM147 233H148V231H147ZM174 233H175V231H174ZM181 233H183V232H181ZM181 233H180V236L182 235ZM166 234L169 235L168 232ZM145 235H147V234H145ZM145 235H144V237H145ZM185 235H187V234L185 233ZM3 236H4V234H3ZM76 236H79V234ZM141 236L142 235L140 234V237ZM172 236L173 235H171V237ZM238 236L236 234V237H238ZM144 237H143V241H144ZM184 237H186V236H184ZM197 237H199V236H197ZM200 237H201V233H200ZM212 237H213V235H212ZM174 238H177V237L175 236ZM174 238H172V239L174 240ZM187 238H184V240L185 239L187 240ZM77 239H78V237H77ZM98 239H99V237H98ZM166 239L163 240L161 243H164L166 241ZM198 239H200V238H198ZM103 240H101V241H103ZM138 240H140V241H138ZM184 240L182 242H185ZM237 240H238V238H237ZM78 241H79V239H78ZM175 241L178 242V239ZM98 242H99V240H98ZM168 242H170V241H168ZM182 242H180L178 244L183 245ZM187 242H188V240H187ZM245 242H247V241H245ZM106 243H105V245H106ZM172 244H173V241H172ZM172 244H171V246H172ZM131 245H133L134 248H137V249L140 248V249L136 251V249L132 248V249H134L132 252V249L130 248ZM150 245H149V247H150ZM129 248L131 249V251H130L131 253H129V250H130ZM155 248L156 247H154L153 249H155ZM127 249H129V250H127ZM158 249H159V247H158ZM119 250L121 253L122 249H119ZM150 250L152 251L151 248H150ZM116 253H118V252H116ZM127 253H126V255H128ZM122 254H125V252ZM236 255L239 256L238 253H236ZM229 256H230V254H229ZM96 257H97V255H96ZM101 257L102 256H100V258ZM94 261L96 263V260H94ZM90 262H91V260H90ZM116 262H119V260L117 261V259H116ZM219 262L218 263L216 262V263L219 264ZM245 262L247 263V261H245ZM92 263L94 264V262H92ZM103 263H104V261H103ZM103 263H99V264H103ZM108 263H109V261H108ZM228 264H239V263L235 262L234 260H230L228 262Z\"/></svg>","mask_w":264,"mask_h":264}]
</instances>
